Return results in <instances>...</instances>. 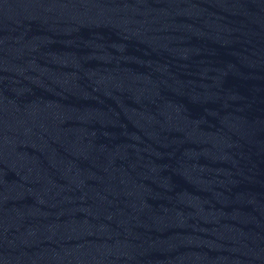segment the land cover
Returning <instances> with one entry per match:
<instances>
[{
  "label": "water",
  "instance_id": "1",
  "mask_svg": "<svg viewBox=\"0 0 264 264\" xmlns=\"http://www.w3.org/2000/svg\"><path fill=\"white\" fill-rule=\"evenodd\" d=\"M264 194V0H0V215Z\"/></svg>",
  "mask_w": 264,
  "mask_h": 264
}]
</instances>
